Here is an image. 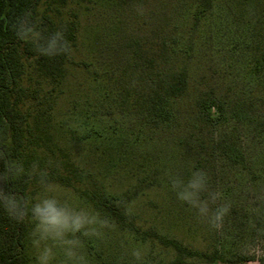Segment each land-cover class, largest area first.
<instances>
[{
  "label": "rangeland",
  "instance_id": "374dc122",
  "mask_svg": "<svg viewBox=\"0 0 264 264\" xmlns=\"http://www.w3.org/2000/svg\"><path fill=\"white\" fill-rule=\"evenodd\" d=\"M75 1L80 6L71 3L69 7L77 10L79 42L69 58L58 120L70 133L69 153L90 185L80 191L46 186L35 193L36 204L51 199L69 216L81 214L91 221L80 232L66 234V238L78 241L75 251L83 264H135L139 258L150 256L152 261L147 264L167 263L160 250L154 254L148 243L118 230L104 208V203L112 202H123L127 217L193 249L212 252L225 247L256 261L264 258V230L254 227L257 232L251 235L246 225L249 209L264 213V181L250 177V171L259 169L264 148H251L247 158L254 163L244 167L216 161L214 175L201 185L204 191L200 195L171 196L167 182L192 169L199 153L195 145L221 127L204 125L201 118L183 107L167 127L142 125L129 113L108 109L96 91L104 70L110 65L122 69L123 60L137 48L136 43L145 46L164 40L187 51L189 72L205 77L219 96L232 99L238 91L247 96L245 63L251 52L249 31L255 19L251 14L261 12V2L250 5L249 0H213L196 16L192 4L196 0H133L127 4ZM260 18L262 23L264 15ZM258 27L263 33L264 24ZM249 112L260 116L264 109L253 107ZM234 124L230 122V126ZM143 158L157 160V169L151 174L155 188L147 190L143 183L135 194L130 192L134 183L126 179L123 170ZM45 244L53 251L50 264H72L62 245L45 240L41 247ZM37 256L33 248L30 264H39ZM187 264L219 262L194 260Z\"/></svg>",
  "mask_w": 264,
  "mask_h": 264
},
{
  "label": "trees",
  "instance_id": "16d2710c",
  "mask_svg": "<svg viewBox=\"0 0 264 264\" xmlns=\"http://www.w3.org/2000/svg\"><path fill=\"white\" fill-rule=\"evenodd\" d=\"M108 1L127 4L133 0ZM212 1L193 2L195 15L203 14ZM249 1L250 5L261 2L263 12L251 14L255 19L249 31L251 52L245 63L247 96L244 91H238L232 99L219 96L205 77L189 72L187 51L164 40L145 46L135 42L137 48L129 51L122 69L108 66L96 88L97 98L106 101L108 109L129 113L142 125L167 127L183 107L194 112L204 125L221 127L209 136L201 133L204 138L195 145L199 153L192 169L167 182L171 196L200 195L204 191L201 185L214 175L216 161L244 167L254 163L247 158L251 148H264V114L249 112L253 107L264 109V32H259L258 27L264 24L260 18L264 15V0ZM71 3L80 6L75 0H0V264L33 261L37 219L32 207L38 190L58 185L80 191L90 185L69 153L70 133L58 120L69 58L79 42L78 14L69 7ZM231 121L236 124L230 126ZM156 161L136 159L125 166L126 179L134 183L130 192L138 194V185L143 183L147 190L155 188L151 174L157 169ZM259 162V169L250 171L251 180L264 181V156ZM56 206L61 208L58 203ZM126 207L123 202L104 203L118 230L130 232L140 243H148L154 254L160 250L166 264L256 261L225 247L212 252L193 249L127 217ZM248 211V233L254 235L256 228L262 232L264 213ZM149 261L151 256L139 258L135 264ZM258 262L264 264V258Z\"/></svg>",
  "mask_w": 264,
  "mask_h": 264
},
{
  "label": "clouds",
  "instance_id": "9594fccd",
  "mask_svg": "<svg viewBox=\"0 0 264 264\" xmlns=\"http://www.w3.org/2000/svg\"><path fill=\"white\" fill-rule=\"evenodd\" d=\"M32 212L37 219L32 245L37 251L39 264H50L53 256L51 247L46 244L41 247L45 240H52L54 243L62 245L66 259L72 261V264H83L82 258L77 256L75 251L78 241L66 238V234L80 232L91 221L81 214L69 216L51 199L34 204Z\"/></svg>",
  "mask_w": 264,
  "mask_h": 264
},
{
  "label": "built area",
  "instance_id": "2783aa9c",
  "mask_svg": "<svg viewBox=\"0 0 264 264\" xmlns=\"http://www.w3.org/2000/svg\"><path fill=\"white\" fill-rule=\"evenodd\" d=\"M260 264L258 261H254V262H249V264Z\"/></svg>",
  "mask_w": 264,
  "mask_h": 264
},
{
  "label": "crops",
  "instance_id": "0c3cea01",
  "mask_svg": "<svg viewBox=\"0 0 264 264\" xmlns=\"http://www.w3.org/2000/svg\"><path fill=\"white\" fill-rule=\"evenodd\" d=\"M245 264H249V262L245 263ZM251 264V263H250Z\"/></svg>",
  "mask_w": 264,
  "mask_h": 264
}]
</instances>
